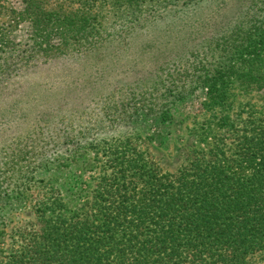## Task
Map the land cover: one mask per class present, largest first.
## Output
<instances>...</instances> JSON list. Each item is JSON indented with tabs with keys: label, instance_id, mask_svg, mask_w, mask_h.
Instances as JSON below:
<instances>
[{
	"label": "rangeland",
	"instance_id": "rangeland-1",
	"mask_svg": "<svg viewBox=\"0 0 264 264\" xmlns=\"http://www.w3.org/2000/svg\"><path fill=\"white\" fill-rule=\"evenodd\" d=\"M39 2L51 11L42 15L45 23L87 17L86 31H98L102 46L72 41L58 50L52 41L48 53L32 49L36 32L19 16L20 0H0V188L20 191L15 208L0 204V251L37 226L36 207L52 188L73 203L75 187H95L106 150L89 143L130 140L163 172H176L204 145L231 141L236 125L264 123V88L245 91L234 83L217 104L197 80L219 55L196 33L199 24L209 22L211 37H221L245 3L223 0L213 8L215 2L202 1L183 9L171 8L174 0ZM263 7L254 9L256 20H264ZM142 108L165 112L133 117ZM248 264H264V252Z\"/></svg>",
	"mask_w": 264,
	"mask_h": 264
},
{
	"label": "trees",
	"instance_id": "trees-1",
	"mask_svg": "<svg viewBox=\"0 0 264 264\" xmlns=\"http://www.w3.org/2000/svg\"><path fill=\"white\" fill-rule=\"evenodd\" d=\"M39 1L19 3V16L36 32L32 49L48 53L52 41L60 43L58 50L72 41L88 42L94 50L102 46L98 31H86L87 17L56 21L70 25L59 29L56 22L43 21L42 15L51 11ZM202 1H213L217 8L223 0H174L171 8L196 7ZM231 3L245 5L230 31L211 37L207 21L196 31L219 53L215 65L197 79L217 104H224L227 87L234 83L245 91L264 88V20L253 14L264 0ZM164 112L142 108L133 117ZM232 134L227 143L221 139L211 148L204 145L176 172H163L130 140L87 144L106 150L95 187H75L73 203L52 188L36 207L37 226L25 229L17 246L0 251V264H248L250 256L264 252V123L238 124ZM78 150L69 151L74 157ZM19 193L0 188L2 207L15 208Z\"/></svg>",
	"mask_w": 264,
	"mask_h": 264
}]
</instances>
